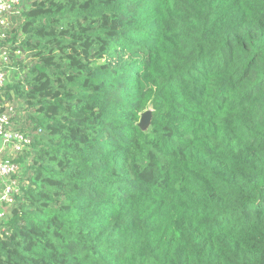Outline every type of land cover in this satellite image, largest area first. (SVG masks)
Returning a JSON list of instances; mask_svg holds the SVG:
<instances>
[{
    "label": "trees",
    "instance_id": "obj_1",
    "mask_svg": "<svg viewBox=\"0 0 264 264\" xmlns=\"http://www.w3.org/2000/svg\"><path fill=\"white\" fill-rule=\"evenodd\" d=\"M22 5L0 264H264V0Z\"/></svg>",
    "mask_w": 264,
    "mask_h": 264
},
{
    "label": "built area",
    "instance_id": "obj_2",
    "mask_svg": "<svg viewBox=\"0 0 264 264\" xmlns=\"http://www.w3.org/2000/svg\"><path fill=\"white\" fill-rule=\"evenodd\" d=\"M22 0H0V92L12 83L13 61L10 50L3 44L12 26V18L22 10ZM17 55L20 51L16 52ZM20 115L14 104H6L0 112V222L6 217L20 193L18 178L21 166L16 157L32 144V135L14 124ZM20 119V117H19ZM14 155V156H12Z\"/></svg>",
    "mask_w": 264,
    "mask_h": 264
},
{
    "label": "rangeland",
    "instance_id": "obj_3",
    "mask_svg": "<svg viewBox=\"0 0 264 264\" xmlns=\"http://www.w3.org/2000/svg\"><path fill=\"white\" fill-rule=\"evenodd\" d=\"M28 6V5H27ZM26 6V7H27ZM25 7V8H26ZM22 9H23V6H22ZM10 104H14L15 106H16V109H17V111H18V113H19V117H20V119H24L25 117H26V108H25V106H23L22 104H20L19 102H17V101H15V102H11ZM153 110V109H152ZM19 117L18 118H16V120H14V124H16V126L18 125V121L20 120L19 119ZM12 156H14V155H12ZM21 156V155H20ZM20 156H17L18 158L20 157ZM16 157V158H17ZM1 184H2V182L0 181V192H1V188H2V186H1Z\"/></svg>",
    "mask_w": 264,
    "mask_h": 264
},
{
    "label": "water",
    "instance_id": "obj_4",
    "mask_svg": "<svg viewBox=\"0 0 264 264\" xmlns=\"http://www.w3.org/2000/svg\"><path fill=\"white\" fill-rule=\"evenodd\" d=\"M153 118V110L148 109L144 113H142L141 120L139 122L140 127H148Z\"/></svg>",
    "mask_w": 264,
    "mask_h": 264
}]
</instances>
